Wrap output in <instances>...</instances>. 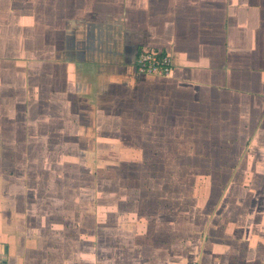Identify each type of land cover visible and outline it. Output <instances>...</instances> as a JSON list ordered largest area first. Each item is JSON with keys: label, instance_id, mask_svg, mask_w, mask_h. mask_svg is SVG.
Returning <instances> with one entry per match:
<instances>
[{"label": "crops", "instance_id": "0c3cea01", "mask_svg": "<svg viewBox=\"0 0 264 264\" xmlns=\"http://www.w3.org/2000/svg\"><path fill=\"white\" fill-rule=\"evenodd\" d=\"M0 264H264V0H0Z\"/></svg>", "mask_w": 264, "mask_h": 264}, {"label": "rangeland", "instance_id": "374dc122", "mask_svg": "<svg viewBox=\"0 0 264 264\" xmlns=\"http://www.w3.org/2000/svg\"><path fill=\"white\" fill-rule=\"evenodd\" d=\"M154 175H158L160 178L173 176L175 180H138L137 172L140 170L143 172L145 170L147 173L150 171V166H137L135 161H128L125 163H112L106 166L105 170L100 172L106 173V181L104 184H108L109 189H137V188H150L154 187L157 189L164 190H185L187 191V196H190L189 199L195 198V194L204 192L205 189L211 191H217L224 189L228 182L223 181H207L203 179H196V174H202L205 172L204 168L200 169V173L197 171L198 168L190 165L186 170V166L182 165H155L154 166ZM95 168V167H94ZM96 170V169H95ZM153 174V173H152ZM149 175V174H148ZM177 178V179H176ZM98 182L96 181V184ZM222 183V184H221ZM215 194L209 198L208 206L214 203ZM192 197V198H191Z\"/></svg>", "mask_w": 264, "mask_h": 264}, {"label": "built area", "instance_id": "2783aa9c", "mask_svg": "<svg viewBox=\"0 0 264 264\" xmlns=\"http://www.w3.org/2000/svg\"><path fill=\"white\" fill-rule=\"evenodd\" d=\"M139 72L148 75L164 76L171 71V60L167 54L157 50H142L135 59Z\"/></svg>", "mask_w": 264, "mask_h": 264}]
</instances>
